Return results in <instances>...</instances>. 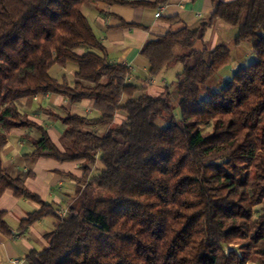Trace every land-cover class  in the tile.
<instances>
[{"label": "trees", "instance_id": "16d2710c", "mask_svg": "<svg viewBox=\"0 0 264 264\" xmlns=\"http://www.w3.org/2000/svg\"><path fill=\"white\" fill-rule=\"evenodd\" d=\"M98 1L155 8L169 0H0V196L10 190L39 204L20 230L57 213L2 166L7 132L34 127L31 156L85 163L77 199L23 264H264V0H212L195 28L147 41L140 55L150 76L182 66L173 88L156 96L108 59L81 9ZM217 19L235 27L234 45L249 42L255 59L213 90L207 83L230 63V49L195 44ZM68 63L71 84L49 75ZM42 93L93 100L98 113L58 117L63 150L16 103ZM118 111L126 117L113 123ZM96 161L103 167L90 174Z\"/></svg>", "mask_w": 264, "mask_h": 264}, {"label": "crops", "instance_id": "0c3cea01", "mask_svg": "<svg viewBox=\"0 0 264 264\" xmlns=\"http://www.w3.org/2000/svg\"><path fill=\"white\" fill-rule=\"evenodd\" d=\"M157 8L161 9V13L155 17ZM212 10V0H169L155 8L98 1L94 5V13L91 14L92 20H88L95 35L105 46L108 59L129 68L130 74L126 80L131 82L134 79L145 87L147 93L156 96L172 85L182 66L177 64L150 76L147 63L140 55L144 44L167 31L183 26L195 28L200 22L208 19ZM169 18L174 20H168ZM124 22L134 25L123 26ZM235 32V27L217 19L207 29L202 41L196 42L195 47L212 48L218 42L225 41L233 60L232 45ZM74 69V65L70 63L64 66L53 64L48 73L59 82L66 80L71 84L74 80ZM168 73L172 77L170 80L166 79ZM16 103L26 119L41 125L60 150H63L61 135L65 126L59 116L67 112L87 118L98 116L93 108V100L84 99L69 103L62 96L53 93L25 96L16 100ZM92 112L95 114L89 116ZM122 120L123 115L116 113L113 123ZM106 127L98 125L92 128L104 132ZM39 136L40 131L34 127H20L8 131L6 144L1 150L2 166L10 175L22 176L30 191L36 193L44 202L53 205L57 217L45 216L20 230V220L27 213L38 209L39 204L27 198L17 197L10 190L4 191L0 196V211L4 213L6 229L3 232L0 230V264H10L13 259L23 261L30 250L45 248L47 244L44 235L55 228L59 218L66 215L68 206L77 199L82 188L77 179L83 174L84 160L58 161L31 156L30 153L34 150L32 141ZM102 167L101 162L96 161L90 174L101 170Z\"/></svg>", "mask_w": 264, "mask_h": 264}, {"label": "rangeland", "instance_id": "374dc122", "mask_svg": "<svg viewBox=\"0 0 264 264\" xmlns=\"http://www.w3.org/2000/svg\"><path fill=\"white\" fill-rule=\"evenodd\" d=\"M94 5L95 3H90V4H84L81 9L82 12L92 20V15L94 13ZM224 44H228L227 42L224 41ZM232 49L234 52V57L233 60L230 61L229 64L225 65L217 74H215L207 83L208 86H210L213 90H217L219 85H221L225 80L229 79L231 77L232 72L238 68L239 66H242L244 64H248L251 61L255 59V55L253 54V51L251 49V45L249 42H244L243 44L239 46H234L232 45ZM83 49L79 48L76 51L81 52ZM179 50V49H177ZM237 55V57H236ZM229 65V66H228ZM172 77L168 73L166 75V79L170 80ZM132 83H136L135 80L133 79L131 81ZM136 84H140L139 82ZM170 89L173 88L172 85L169 86ZM125 100V97L122 98V101ZM172 104L174 105V114L176 117H179V109L177 106V97H175V94H173V98L171 99ZM116 113H119L123 115L124 119L126 117L125 112L123 111H118ZM95 112H92L89 116H93ZM162 120H157V124H162ZM203 131H206V128L202 129ZM98 171H94L93 174H96ZM103 196H106L105 193H103Z\"/></svg>", "mask_w": 264, "mask_h": 264}, {"label": "built area", "instance_id": "2783aa9c", "mask_svg": "<svg viewBox=\"0 0 264 264\" xmlns=\"http://www.w3.org/2000/svg\"><path fill=\"white\" fill-rule=\"evenodd\" d=\"M161 13V9L160 8H157V11L155 12V17H158ZM10 264H23V261H20L18 259H13L11 260Z\"/></svg>", "mask_w": 264, "mask_h": 264}]
</instances>
